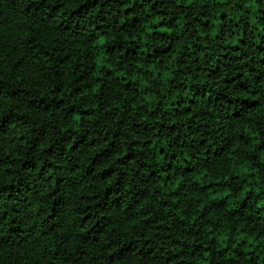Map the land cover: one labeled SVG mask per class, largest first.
<instances>
[{
    "label": "trees",
    "instance_id": "obj_1",
    "mask_svg": "<svg viewBox=\"0 0 264 264\" xmlns=\"http://www.w3.org/2000/svg\"><path fill=\"white\" fill-rule=\"evenodd\" d=\"M0 264H264V0H0Z\"/></svg>",
    "mask_w": 264,
    "mask_h": 264
}]
</instances>
